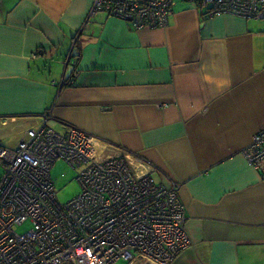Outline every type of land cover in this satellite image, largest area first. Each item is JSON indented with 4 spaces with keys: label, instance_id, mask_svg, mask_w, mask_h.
<instances>
[{
    "label": "crops",
    "instance_id": "0c3cea01",
    "mask_svg": "<svg viewBox=\"0 0 264 264\" xmlns=\"http://www.w3.org/2000/svg\"><path fill=\"white\" fill-rule=\"evenodd\" d=\"M92 3L0 0V127L74 125L177 183L190 243L168 264H264V160L243 154L264 129V19L174 0L134 29Z\"/></svg>",
    "mask_w": 264,
    "mask_h": 264
},
{
    "label": "built area",
    "instance_id": "2783aa9c",
    "mask_svg": "<svg viewBox=\"0 0 264 264\" xmlns=\"http://www.w3.org/2000/svg\"><path fill=\"white\" fill-rule=\"evenodd\" d=\"M204 15L264 19V0H183ZM173 0H93L134 29L165 27ZM14 148L0 143V264H168L190 243L175 182H155L127 153L107 152L88 132H56L19 117ZM250 165L264 160V129L243 150ZM61 158L77 171L81 190L61 203L50 170ZM26 222L30 228L16 231Z\"/></svg>",
    "mask_w": 264,
    "mask_h": 264
},
{
    "label": "rangeland",
    "instance_id": "374dc122",
    "mask_svg": "<svg viewBox=\"0 0 264 264\" xmlns=\"http://www.w3.org/2000/svg\"><path fill=\"white\" fill-rule=\"evenodd\" d=\"M187 4L189 3L187 2ZM202 10H204V8H202ZM19 134L20 132L15 128L6 129L5 127H0L1 144L3 146L10 148L14 147L20 136ZM50 175L51 178L54 180L57 199L61 203L67 202L69 199L77 195L81 190L80 183L76 178L77 171L73 169L67 162H65L61 158L56 159V161L52 165L50 170ZM29 228H30V223L26 222L22 225L17 226L15 229L18 232H23ZM113 264H145V263H137V262L129 263L127 260L120 258L116 260Z\"/></svg>",
    "mask_w": 264,
    "mask_h": 264
}]
</instances>
